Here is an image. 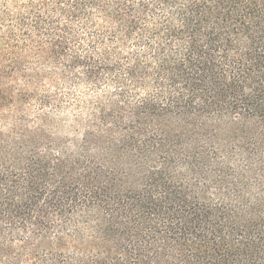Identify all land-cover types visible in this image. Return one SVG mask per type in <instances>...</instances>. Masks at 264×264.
<instances>
[{
	"label": "trees",
	"instance_id": "obj_1",
	"mask_svg": "<svg viewBox=\"0 0 264 264\" xmlns=\"http://www.w3.org/2000/svg\"><path fill=\"white\" fill-rule=\"evenodd\" d=\"M15 6L0 264H264V0Z\"/></svg>",
	"mask_w": 264,
	"mask_h": 264
},
{
	"label": "rangeland",
	"instance_id": "obj_2",
	"mask_svg": "<svg viewBox=\"0 0 264 264\" xmlns=\"http://www.w3.org/2000/svg\"><path fill=\"white\" fill-rule=\"evenodd\" d=\"M25 0H0V21L2 20L3 11L7 9V11L14 12L16 9L15 2H23ZM3 30H0V35H2ZM22 60L28 65H32L35 62V57L31 55V53H27V55H22ZM65 93L69 95L76 96L79 94V91L74 89L73 87L67 86L64 89Z\"/></svg>",
	"mask_w": 264,
	"mask_h": 264
}]
</instances>
